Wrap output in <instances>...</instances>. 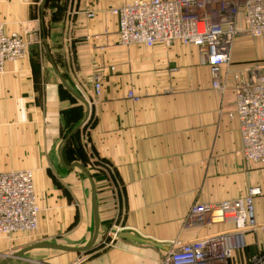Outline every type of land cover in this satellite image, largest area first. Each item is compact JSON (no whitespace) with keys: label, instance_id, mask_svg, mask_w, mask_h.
I'll list each match as a JSON object with an SVG mask.
<instances>
[{"label":"crops","instance_id":"1","mask_svg":"<svg viewBox=\"0 0 264 264\" xmlns=\"http://www.w3.org/2000/svg\"><path fill=\"white\" fill-rule=\"evenodd\" d=\"M112 4L47 0L43 12L42 0H0L6 31L44 50L7 62L0 74V172L32 169L41 208L36 234L0 236V262L41 241L85 246L93 227L90 181L59 155L87 107L62 83L46 43L67 83L90 101L89 119L68 141L63 159L85 165L93 176L100 235L87 252L36 248L9 264H160L173 240L233 228L184 229L195 204L241 198L252 187L261 191L254 205L264 225V164L244 158L239 120L230 116L233 73L246 77L250 64L223 66L226 89H216L194 46L119 45ZM98 75L103 88L95 97ZM117 229L150 243L114 237ZM64 236L75 240L56 239ZM262 245L260 232L245 233L248 251L234 264L246 263Z\"/></svg>","mask_w":264,"mask_h":264},{"label":"built area","instance_id":"2","mask_svg":"<svg viewBox=\"0 0 264 264\" xmlns=\"http://www.w3.org/2000/svg\"><path fill=\"white\" fill-rule=\"evenodd\" d=\"M111 1L119 45L170 47L180 42L194 46L202 62L209 66L213 87L220 90L226 89L222 67H229L235 39L241 35L264 36V0ZM28 56L27 40L16 32H7L0 22V74L5 72L7 62ZM233 80L235 105L230 116L240 123L243 156L247 161L264 164V62L251 66L246 77L233 74ZM102 88L98 75L94 80L95 97L101 96ZM77 90L88 97L81 87L77 86ZM128 95L137 99L132 92ZM260 192L258 187H252L241 198L195 204L186 216L184 229L225 223H232L233 228L173 240L160 264H234V252L245 247L247 232L262 233L263 245L244 264H264V225L257 221L254 205ZM40 209L32 169L0 172V236L36 231ZM119 231H114L113 236L117 237Z\"/></svg>","mask_w":264,"mask_h":264},{"label":"water","instance_id":"3","mask_svg":"<svg viewBox=\"0 0 264 264\" xmlns=\"http://www.w3.org/2000/svg\"><path fill=\"white\" fill-rule=\"evenodd\" d=\"M47 0H42V11L44 12L45 6H46ZM46 50L47 53L49 55L50 61L52 63V65L54 66L56 72L58 73L62 83L79 99L81 100L87 107V115L84 118V120L82 121V123L77 126L76 128H74L61 142L60 147H59V155L61 157V161L64 164V166H66L67 168L73 169L75 167H78L82 172H84L86 174V176L88 177L90 184H91V202H92V215H93V227L91 230V234H90V240L89 242L85 245V246H68V245H63V244H59L56 242H47V241H41V242H36L24 249H22L21 251L17 252L16 254H14V256H9V258H7L6 260H2L0 262V264H9L12 260L13 257H18L21 256L23 253H26L27 251L36 249V248H49V249H55V250H61V251H65V252H87L91 249H93V247L96 245L99 235H100V217H99V201H98V192H97V188H96V184L95 181L93 179V176L90 172V170L83 164L79 163V162H74L71 165H67L63 159V151L65 146L67 145L68 141L70 140V138L88 121L89 116H90V102L87 98H85L83 95H81L80 93H78L77 91H75L65 80L64 76L62 75V73L59 71V69L57 68L55 62L53 61V58L51 56V53L49 51V48L47 46L46 43ZM117 236L119 237H123V238H127L130 240H134L136 242L139 243H150V240H146L140 236H137L136 234H133L131 232L128 231H119L117 233Z\"/></svg>","mask_w":264,"mask_h":264},{"label":"rangeland","instance_id":"4","mask_svg":"<svg viewBox=\"0 0 264 264\" xmlns=\"http://www.w3.org/2000/svg\"><path fill=\"white\" fill-rule=\"evenodd\" d=\"M43 52L44 50L41 44L38 45V49L37 47L32 48L31 45L29 44V56L27 57V59L32 58L31 56L33 54H38V56L40 55L43 56L44 55ZM259 62H264V36L263 37H253L251 35L238 36L233 43V50H232V55H231V59L229 62V67L232 69L233 66H241V65H246V64H250V66H253L254 64H257ZM235 73H238V72H234L233 74ZM37 230L30 231V232H19L13 235H20L23 238H27V237H31L34 234H36ZM260 234L262 237V233ZM56 239H58V241H74L75 240V239L73 240L67 239L66 236L57 237ZM247 251H248L247 247L236 250L234 252L232 262L235 263L234 261H236V259L238 258V254L242 255L243 253H246ZM256 253L257 251L255 252V254ZM253 254L254 253L250 255H253ZM250 255L246 257V259H249Z\"/></svg>","mask_w":264,"mask_h":264}]
</instances>
